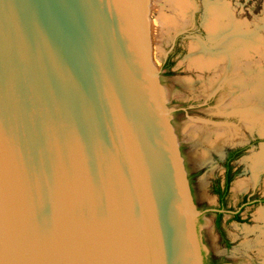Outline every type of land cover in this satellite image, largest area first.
<instances>
[{
    "label": "water",
    "instance_id": "water-1",
    "mask_svg": "<svg viewBox=\"0 0 264 264\" xmlns=\"http://www.w3.org/2000/svg\"><path fill=\"white\" fill-rule=\"evenodd\" d=\"M149 0H0V264H204Z\"/></svg>",
    "mask_w": 264,
    "mask_h": 264
},
{
    "label": "rangeland",
    "instance_id": "rangeland-1",
    "mask_svg": "<svg viewBox=\"0 0 264 264\" xmlns=\"http://www.w3.org/2000/svg\"><path fill=\"white\" fill-rule=\"evenodd\" d=\"M193 1V8L188 10L189 23L183 24L184 21L179 20L177 24H172L169 21L175 19L176 14L166 1L149 0L151 59L171 111V121L183 156L193 200L201 212L197 225L207 261L218 256L222 258V264H262L264 258L257 254V248H246L244 244L256 236V231L246 232V229L256 226L258 231H264V202L260 201L264 199V168H254L257 163L254 155L264 146V133L258 132V128L247 130L235 116L224 117L212 113L211 110L219 106V100L229 90V86L225 84L218 92L206 96L205 84L208 81L212 84L219 81L223 62L215 70H200L192 65L190 53L195 51L197 55L203 56L202 52L209 50L210 55H219L223 53L220 49L225 46L230 49L236 43L238 47H233L241 50L243 56L247 55L245 69L240 71L248 79L264 81V0ZM208 2L222 4L224 12L227 13L222 26L226 29L217 35L212 31V39L204 26L207 18L205 5ZM229 23L231 24L228 25ZM238 59L240 58L237 57ZM197 120L207 124L210 122V125L224 121L233 123L239 129L240 136L232 143L215 147V138L210 134L209 137L195 134L193 123ZM236 147L243 151L232 161L233 176L225 203L226 210L240 211L241 219L235 220L232 212H224L221 228L230 240V244L225 246L214 225L213 209L218 208V201L211 186L214 179L223 177L225 152ZM244 196L248 197L250 203L241 208Z\"/></svg>",
    "mask_w": 264,
    "mask_h": 264
},
{
    "label": "bare ground",
    "instance_id": "bare-ground-1",
    "mask_svg": "<svg viewBox=\"0 0 264 264\" xmlns=\"http://www.w3.org/2000/svg\"><path fill=\"white\" fill-rule=\"evenodd\" d=\"M165 1L176 14L175 19H170L169 23L174 24L179 20L184 21L183 24L189 23L190 17L188 10L193 8V0ZM205 6L207 18L204 20V26L208 35L212 39L214 38L212 31H214V34L217 35V33H223L226 29L224 27L222 28V26H224L223 22L226 19L227 13L224 12V6L220 3L208 2ZM230 24L231 23L228 25ZM218 36L220 37V35ZM233 46H236L237 48L238 44L233 43ZM233 46L231 45L230 49H227V46L223 47V50L220 49L223 53L221 52L219 55H210L208 53L209 50H207L204 53L202 52L203 56H201L197 55L196 52L193 51L190 53V61L193 66L199 68L200 70H215L219 66V63L223 62L219 81L215 84L208 81L205 84V87H207V91L205 92L206 96H211L215 92H218V89L223 87L225 84L229 86V90L225 91V93L223 92L224 94L222 98H219V106L211 110L212 113L224 117L235 116L241 120V124L247 130L249 129L250 131L258 128V132L264 133V81L262 79L255 81L254 79H248V76L244 75V72L240 71L247 64L245 60L247 55L243 56L241 50L235 49ZM212 52L210 51V53ZM237 57L240 58L238 59L240 61L237 60ZM242 58H244L243 61L241 60ZM234 90L235 92H233ZM209 123L207 124L205 121H195V123H193L195 124L194 132L196 135L201 134L203 137H209V134L213 136V138H215V147H221V145L225 143H232L235 138H239L240 136V132L238 131L239 129L237 126L233 125V123L231 124L227 121L214 123L215 125H210ZM209 126H212V128ZM263 147H261V150L254 155V158H256L257 161L254 166L256 170L264 168ZM247 181L245 182L247 183ZM255 231V238L245 242L244 246L246 248H257V254L259 256L261 255V258H264V231H258L256 226L246 229V232L254 233Z\"/></svg>",
    "mask_w": 264,
    "mask_h": 264
},
{
    "label": "flooded vegetation",
    "instance_id": "flooded-vegetation-1",
    "mask_svg": "<svg viewBox=\"0 0 264 264\" xmlns=\"http://www.w3.org/2000/svg\"><path fill=\"white\" fill-rule=\"evenodd\" d=\"M243 151V149H241L240 147H236V148H231L228 149L225 152L224 155V160H223V177L222 178H218V179H214L212 182V186H211V190L212 192L216 195V199L218 201V208L217 209H213V212L215 213V221H214V225L216 227V230L218 232V237L220 239V241L225 245L228 246L230 244V240L229 238H227L224 234V231L221 228V218L224 214V212H232V218H234L235 220H239L241 219L239 214L240 211H230V210H226V198L229 194L230 191V185L232 182V176H233V171H232V161H234L235 158H237L239 156V154ZM226 184H227V188H226ZM254 201V200H252ZM260 201L264 202V199H260ZM246 203H250V200H248V197L244 196L242 198V202H241V208L246 204ZM203 254H204V250H203ZM222 258H219L218 256H213L211 257L210 261H207L205 254H204V264H222ZM261 263L263 264L264 261H261Z\"/></svg>",
    "mask_w": 264,
    "mask_h": 264
},
{
    "label": "trees",
    "instance_id": "trees-1",
    "mask_svg": "<svg viewBox=\"0 0 264 264\" xmlns=\"http://www.w3.org/2000/svg\"><path fill=\"white\" fill-rule=\"evenodd\" d=\"M226 188H227V184H226Z\"/></svg>",
    "mask_w": 264,
    "mask_h": 264
}]
</instances>
